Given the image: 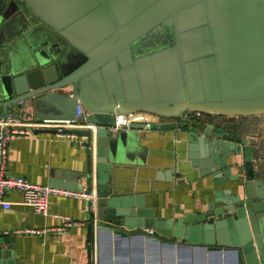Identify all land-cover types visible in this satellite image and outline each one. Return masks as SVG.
Masks as SVG:
<instances>
[{"label":"water","instance_id":"95a60500","mask_svg":"<svg viewBox=\"0 0 264 264\" xmlns=\"http://www.w3.org/2000/svg\"><path fill=\"white\" fill-rule=\"evenodd\" d=\"M30 109L38 121L69 122L81 109L92 126L64 132L94 146L81 177L86 192L97 191L96 225L90 210L86 239L95 228L101 264H112L113 246L133 238L216 254L218 264L230 257L264 264V178L252 166L257 140L229 131L227 122L182 121L194 112L264 116V0H0V118L20 119ZM138 113L157 121L137 123ZM179 128L188 129L184 157L157 179L172 181L184 163L196 178L212 175L222 185L237 178L227 160L242 155L245 184L241 195L214 193L203 212L156 220L132 187L121 186L117 166L142 164L139 142L150 131ZM4 243L0 234V264H23ZM87 256L91 264L90 248ZM126 256L117 253L115 262Z\"/></svg>","mask_w":264,"mask_h":264},{"label":"crops","instance_id":"0c3cea01","mask_svg":"<svg viewBox=\"0 0 264 264\" xmlns=\"http://www.w3.org/2000/svg\"><path fill=\"white\" fill-rule=\"evenodd\" d=\"M19 117L20 126L24 128H29V124L36 119L32 109L20 113ZM147 117L157 121L155 117L149 118L141 113L134 116V121L139 123ZM207 118L203 121L204 123L212 119L211 122L215 126L221 127L224 122H227L226 127L229 131H235L239 136H248L257 140V145L253 146L252 166L253 171L259 172V177L264 178V141L262 140L264 116ZM187 130V128H179L172 131H150L139 142L142 147L141 156H139L142 164L117 166L121 169L118 170V180L121 181V186L132 187L138 193L137 197H141L144 207L151 211V215L156 220L175 219L183 215L203 212L207 209V204L213 201L216 192H227L231 197L241 195L243 192L245 174L242 155L234 157L233 160H227L228 164L232 165L231 175L237 178L224 181L222 185H215L212 175L196 178V173L189 170L184 163L179 164L178 170L181 173L174 170L172 181L162 177L157 179V173L168 172L172 161L175 162L178 158L184 157ZM86 150L81 143L57 138L50 133L17 135L8 146V172L37 184L51 185V182L55 181L60 185L52 186L72 190L61 184L73 183L77 187L76 190H82L85 188V179L81 176L86 170ZM136 161L133 160V162ZM181 179L185 181L180 182ZM177 181L178 184H176ZM4 200L10 202V207L8 209L0 207V234L5 238V249H10L12 244L15 259L23 264L88 263L87 251L90 241L86 239L85 201L50 196L48 214L42 215L34 212L32 207L24 203V195L20 191L7 192ZM219 206L220 204L216 202L215 207ZM66 219L75 224L66 227ZM27 230L34 232H26ZM124 231L128 234L135 232L150 234L161 240L171 241L155 232L149 233L150 230ZM122 240L124 239H119V241ZM151 245L155 246H153V251H158V253L149 255L150 262L145 261V253L149 246L145 245L144 240L128 239L126 247L118 246L117 252L113 246L112 264H141L138 261L139 257L144 258L142 264H171L169 251L163 250L159 242L151 243ZM98 249L101 257L100 247ZM124 252L127 253L126 261L115 262L117 253ZM131 259L134 260L131 261ZM194 261L193 258L189 261H181V259L177 261L174 255L173 264L197 263ZM214 264L218 262L214 261ZM220 264H235V262L233 257H230L227 262L222 259Z\"/></svg>","mask_w":264,"mask_h":264},{"label":"built area","instance_id":"2783aa9c","mask_svg":"<svg viewBox=\"0 0 264 264\" xmlns=\"http://www.w3.org/2000/svg\"><path fill=\"white\" fill-rule=\"evenodd\" d=\"M204 117L207 118L208 116L198 112L184 113L182 116V121L203 122ZM20 125L21 123L18 119L0 118V207H2L3 209H8L10 207V202L4 200V196L7 192L11 190L20 191L24 195V203L32 207L34 212L42 215L48 214V199L50 196H62L68 198L81 199L86 203V212L88 213L90 210L92 211L93 226L95 227V202L97 199V191L95 186L90 192H86L85 188L82 190H69L48 184L42 185L33 183L24 179L23 177L11 175L8 172V146L10 141L17 135L32 134L33 129H52L54 130V133L52 134L57 138L67 139L72 142L81 143V146L86 149H91V147L93 148V145L87 147L83 144L85 141V137L64 132L66 129H86L92 127L85 121V116L82 110L80 109L78 111L75 120L71 122L57 120L38 121L34 119L29 124V128H24ZM92 129H95V126H93ZM114 130H116V128ZM73 224L75 223H73L69 219L65 220L66 227H70ZM26 232L34 231L27 230ZM149 233L152 234V231L150 230ZM98 247V239L94 228L93 236L89 243V248L91 249V264H97V256L99 255Z\"/></svg>","mask_w":264,"mask_h":264},{"label":"bare ground","instance_id":"6f19581e","mask_svg":"<svg viewBox=\"0 0 264 264\" xmlns=\"http://www.w3.org/2000/svg\"><path fill=\"white\" fill-rule=\"evenodd\" d=\"M119 241V240H118ZM144 243H145V245H147V246H149V248L146 250V255H148L147 256V261L148 262H150L149 261V255H152V254H154V255H157V253H158V251L156 252L155 250V252L153 251V246L154 245H151V243L152 242H149V241H144ZM157 244V243H156ZM166 246V248H163V247H165ZM155 247V246H154ZM163 250H165L166 249V251H169V253L168 254H170L171 255V257L173 256V252H174V255L176 256V255H178L179 256V258H181V259H183L184 257H185V259H183V260H185V261H189V260H191L192 258L195 260L194 262H198V259H199V263H202L201 262V260H203V264H205V262H206V260L208 259L209 261L211 260V258H212V255H216V254H211L210 256H209V254H207V252H203V251H201V250H194V251H192L191 249H187V248H177V247H172V246H167V245H162V247H161ZM117 252V251H116ZM176 252V253H175ZM141 254H143V253H141ZM119 259V258H118ZM134 259H131V261H133ZM139 260H141V258L139 257V259H138V261ZM174 260V259H173ZM121 262V261H120ZM198 263V264H199ZM171 264H173V261L171 260ZM178 264H180V262L178 263ZM195 264V263H194ZM197 264V263H196Z\"/></svg>","mask_w":264,"mask_h":264},{"label":"rangeland","instance_id":"374dc122","mask_svg":"<svg viewBox=\"0 0 264 264\" xmlns=\"http://www.w3.org/2000/svg\"><path fill=\"white\" fill-rule=\"evenodd\" d=\"M262 140L264 141V135H263ZM175 253H176V252H175ZM173 255H174V252H173ZM97 257H98V259H97V264H101V262H100V256L98 255ZM176 258H177V255H176ZM215 258H216V255H212L211 260L209 261V260L207 259L206 262H205V264L208 263V262H213L212 264H214V260H215ZM173 259H174V258H173ZM180 259H181V258H180ZM183 259H185V257H184ZM183 259H181V261H183ZM171 260H172V257H171ZM177 261H178V260H177ZM201 262H202V263H199V259H198L197 264H198V263H199V264H203V263H204L203 260H201ZM195 264H196V263H195Z\"/></svg>","mask_w":264,"mask_h":264},{"label":"flooded vegetation","instance_id":"af4514ba","mask_svg":"<svg viewBox=\"0 0 264 264\" xmlns=\"http://www.w3.org/2000/svg\"><path fill=\"white\" fill-rule=\"evenodd\" d=\"M55 38V40H57L58 42H60V44L61 45H63V41H62V39H60L59 37H57V36H55L54 37ZM62 55V54H61ZM206 118L204 117V119L203 120H205ZM208 119V118H207ZM210 119V118H209Z\"/></svg>","mask_w":264,"mask_h":264}]
</instances>
